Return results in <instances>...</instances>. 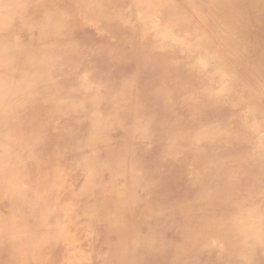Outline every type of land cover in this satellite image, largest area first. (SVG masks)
<instances>
[{"label":"rangeland","instance_id":"rangeland-1","mask_svg":"<svg viewBox=\"0 0 264 264\" xmlns=\"http://www.w3.org/2000/svg\"><path fill=\"white\" fill-rule=\"evenodd\" d=\"M47 1L58 9L54 17L56 12L51 8L45 11L47 16L53 17L51 32L58 34L64 15H73L76 27L88 33L87 44L84 40H76L68 47L85 45V55L92 63L85 66L87 76L80 78L87 102L95 97L96 84L102 80L111 84L119 81L130 89L131 97L138 98L142 93L153 94L158 102L165 103L173 111V120L184 136L176 146L174 166L160 180V190L164 201H167L165 210L170 214L165 221L167 223L161 224L153 215L143 222V205L135 202L133 197L145 195L144 187L135 192L127 188L128 175L134 170L129 154L124 157L125 162H117L110 173L106 171L104 159L94 162L89 155L83 156L79 151L72 154L66 150L57 151V148L45 153L30 147L21 135L2 134L0 220L6 218L1 209L29 213L31 218L39 219L37 227L20 231L22 239L19 241L26 234L36 242V245L32 246L30 242L31 247H24L21 256L15 253L12 239L0 245V257L4 252L7 256L4 264H120L119 259L123 264H129L128 249H138L137 238L142 241L148 233L158 235L164 232L167 233L163 237L166 241L172 235L170 230L194 246L179 256V264H196L199 259L207 257L211 261L206 264H264V236L258 241L252 238L245 250L239 252V248L244 246L243 232H252L256 227L264 228L262 218L257 217L256 212L258 210L264 219V80L262 73L254 69L251 57L261 49L259 42L254 39L245 45L246 56L229 54L227 45L220 43L216 37L212 25L215 6L210 0L200 2L199 7H192L185 0ZM107 12H110L108 19L111 23L107 24L108 27L102 17ZM260 21L264 33V18ZM0 30L3 32V28ZM108 43L115 50L110 51ZM125 53L131 54L134 59L130 69L127 64L125 66ZM236 56L239 60H235ZM78 58L74 56L72 61L80 66L82 62ZM62 75L61 71H57L54 78L61 79ZM142 75L143 82L141 77L139 79ZM48 94L55 96L58 90L51 89ZM149 97L145 103L150 118L146 117L145 123L160 115L151 103L152 97ZM108 99L114 102L116 97L110 95ZM141 124H144L143 120L131 122L128 128L132 130V136ZM209 133L216 141L221 135L225 136L231 148L226 152L212 149L207 156L209 167L199 166L198 173L204 175L197 177L190 164L205 160L201 149L211 148ZM43 140L44 146L53 147L51 134ZM64 140L68 141L66 136ZM134 140H120L116 146L125 150ZM139 148L138 152L146 155V145ZM146 163L154 164V160L148 157ZM119 166L124 169H119ZM111 183H114L113 189L110 188L113 186ZM105 189L108 191L105 192ZM158 201L155 196L146 203L154 206ZM111 232L115 233L114 236ZM14 234L18 235L17 232ZM40 236H43V243L38 242ZM133 236H137L136 239ZM21 258L22 261L19 260Z\"/></svg>","mask_w":264,"mask_h":264},{"label":"bare ground","instance_id":"bare-ground-1","mask_svg":"<svg viewBox=\"0 0 264 264\" xmlns=\"http://www.w3.org/2000/svg\"><path fill=\"white\" fill-rule=\"evenodd\" d=\"M204 1L205 0H185V2L189 3L192 7H199V3ZM210 1L215 6V16L212 18V25L217 33L216 37L220 43L224 42L225 45H227L228 48L226 47V51L229 54L233 56L236 54L246 56L244 51L245 45L250 41H254V39L259 42L261 49L259 48V52L251 57L253 61L252 63H254L253 66L255 67L254 69H256L260 74L262 73L261 76L264 80V33L262 32L263 26L260 21V19L264 18V0ZM52 5L53 3H49L47 0H0V29L3 28V32L0 30V63L3 62L0 67V137L3 136L2 134L11 135L14 133L23 136V139L33 149H38L45 153H49L51 149L57 148V151L66 150L65 152L72 154L73 152L79 151V153L83 156L89 155L94 162L104 159L106 171H109L110 173L113 171V166L117 162L122 161L124 157L129 154L132 161V168H134V170H131V175H128L129 180L127 182V188L130 191L132 190V192H135L136 189L144 187L145 195L143 194L142 197H133L135 202H140L143 205V210H141L144 212L143 222L146 221L145 218L149 219L153 215L159 219L161 224H166L167 222L165 221L170 217V214L165 210V204L167 201H164L165 197L160 190V180L165 178L171 170L170 168L174 166L176 146L180 143L179 140H182V137L184 136L178 124L173 120V111H171L165 103L158 102L153 94L147 95L140 93L141 95H138V98L131 97L130 89L119 83V81H115V84H111L108 80H102V82L96 84L97 86L95 88L97 93L95 97L90 98V102H87V99H84L86 96L85 91L83 90L84 88L80 84V78L84 79L87 76L88 72L85 70V66L88 64L92 65V63L89 62V59L85 55V45H81L79 47H68L69 44L75 43L76 40H84L86 42L88 39V33L79 30L76 27V21L73 15H64L63 20L60 22L61 29L58 34L51 32L50 26L52 25L51 22H53L52 19L56 14H58L57 6ZM48 8H51L53 12H56L53 17L46 15L45 11ZM106 14H102V17L104 19V25L108 27L107 24H111L108 19L110 12H107ZM29 28L30 31L28 33ZM32 33H34V35H32ZM107 47H109L108 49L110 51L113 49L115 50V47H113L112 44L108 43ZM121 51L123 50L121 49ZM74 56L77 58L80 57L82 65L78 66L74 61H72V57ZM125 56L127 59L125 66L128 65V68L130 69V67L132 68L131 64L134 59L129 53H125ZM235 60H239L237 59V56ZM129 61H131V63ZM160 62L161 61H159V63ZM161 65L162 64H160L159 67H161ZM153 68L155 67L153 66ZM57 71H61L63 74L62 78L58 80L54 78V74ZM94 71L95 70L92 72ZM133 74H135V72ZM140 77L143 82V75L139 76V79ZM160 78L161 77H159V79ZM137 88H139V86ZM51 89H57L58 94L50 96L48 92ZM147 91H149V89ZM16 93H19V95ZM110 95H115L116 99L114 102H111L108 99ZM149 96L152 97L151 103L154 108L160 112V115L157 118L154 117V119H151L149 123H145L146 117L150 118L149 109H147V104L145 103V101L150 98ZM83 102H85L84 105ZM147 103L149 105L148 101ZM155 114L157 115V113ZM54 119L57 120L56 123L52 122ZM138 120H143L144 124L137 127L132 136V130L130 131L128 127H130L131 122H136ZM90 129L92 134H90ZM48 134H51L54 138L53 147L50 145H43V139ZM210 134L211 133H209L208 141L210 142V145H212L211 148L201 149V151H203L202 158L205 160L199 164H190L192 169L196 172L197 177L198 175H204V173H198L197 169L199 166L203 165V167H209L210 162L207 156H209L212 149L226 152V150L231 148L229 146V140H227L225 136L221 135L220 140L218 139L216 141L213 136L210 137ZM65 136L68 141L64 140ZM131 138L135 140L132 142V145L130 144V146H128V149L121 150L120 146H116L120 140H127ZM195 141L198 142L197 140ZM141 145H146V155H141L138 152L140 151L138 148L141 147ZM228 154L230 155V153ZM148 157L154 160V164L146 163ZM176 160L178 161L179 159L177 158ZM123 161L125 162V160ZM215 164L218 163L215 162ZM219 165L220 164H218V166ZM27 167H29V165ZM119 169H121L120 166ZM96 170H98V168ZM117 170L118 168L116 171ZM95 172L96 171H94V173ZM233 172L234 171H232V173ZM94 177L97 178L98 176ZM92 181L93 179L91 182ZM113 184L111 183V185ZM113 187L114 185L110 188L113 189ZM108 189H105V192L106 190L108 191ZM225 195L228 196V194ZM155 196L159 198L158 203L154 206L147 205L150 203H146L147 200ZM106 199H104V201ZM116 200H118V198ZM2 211L6 218L3 221L0 220V245L9 243L8 240L12 239V241H14L12 246L13 248H16V252H14L17 253L18 256H21L20 253L24 247L30 245V242H32V246L34 244L36 245V242L35 239L33 241L31 238L32 236L30 237L26 234L25 237H23V240L19 241L22 239L20 231L30 230L31 228L33 229V227H37L36 224H39V219L34 217L31 218L32 215L29 213L26 215L21 214L18 211L1 209V212ZM126 211H128V208ZM141 211L139 212L140 215L142 214ZM245 212H248V210ZM256 212L257 217H261L262 223H264L261 213L258 210ZM127 217L128 216L124 219ZM248 218L249 220L251 219L250 217ZM11 219L13 220L11 221ZM128 219L127 221H129ZM258 219L255 218V220ZM105 226H107V224ZM129 227L131 226L129 225ZM116 230H114V232ZM147 230H150V228ZM145 231L146 230L143 232L145 233ZM170 231L172 232V235L169 237L167 236L169 239L166 241H164L163 237L164 235L166 236L167 233L164 234V232L163 234L158 235L148 233L146 238L143 237L145 239L142 241H140L141 238H137V240H139L136 242L138 249L135 247H130V249H128L129 264H179L181 261L178 259L179 256L185 250L192 249L194 246H190L187 242H185V240H181L179 237L180 234H175L172 230ZM15 232H17L18 235H15ZM112 232V235L115 234ZM5 233H8V235ZM262 236H264V228L261 230V228L256 227L252 232H243L241 237L244 246L239 248V252H243V250H245L248 242L252 238H256L258 241L259 237ZM42 240L43 236H40L38 242L40 241L39 243H43L41 242ZM27 242H29V244ZM2 251L6 250L3 249ZM120 258H122V256ZM6 260L7 256L6 252H4L3 256L0 257V264L6 263ZM19 260L22 261L23 259L21 258ZM209 260L211 261L209 257L203 260L199 259L196 264H206ZM119 261L120 264H123L120 259ZM236 264L246 263L241 262Z\"/></svg>","mask_w":264,"mask_h":264}]
</instances>
